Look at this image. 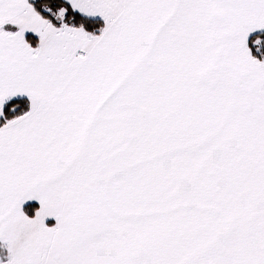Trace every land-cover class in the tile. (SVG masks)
Instances as JSON below:
<instances>
[{
	"label": "snow or ice",
	"instance_id": "1",
	"mask_svg": "<svg viewBox=\"0 0 264 264\" xmlns=\"http://www.w3.org/2000/svg\"><path fill=\"white\" fill-rule=\"evenodd\" d=\"M0 264H264V0H0Z\"/></svg>",
	"mask_w": 264,
	"mask_h": 264
}]
</instances>
